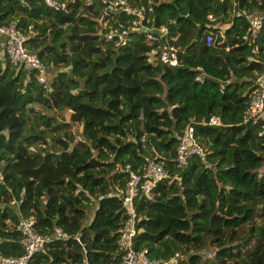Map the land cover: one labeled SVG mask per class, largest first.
<instances>
[{
    "label": "trees",
    "instance_id": "16d2710c",
    "mask_svg": "<svg viewBox=\"0 0 264 264\" xmlns=\"http://www.w3.org/2000/svg\"><path fill=\"white\" fill-rule=\"evenodd\" d=\"M57 1L63 10L0 0V26L13 22L25 50L51 70L39 84L35 71L9 62L0 39L1 255L23 256L12 224L31 219L36 234L57 228L63 237L26 264H119L122 169L140 172L154 159L167 179L133 200V250L159 264L174 253L176 264H264V122H241L254 79L264 74V0H127L147 24L166 27L176 66L148 63L151 46L139 32L119 44L98 38L99 18L127 27L124 12L103 15L101 0ZM242 10L261 15L254 42L243 39ZM216 21L226 24L220 34ZM209 116L219 125L201 124ZM186 126L204 158L178 167Z\"/></svg>",
    "mask_w": 264,
    "mask_h": 264
},
{
    "label": "built area",
    "instance_id": "2783aa9c",
    "mask_svg": "<svg viewBox=\"0 0 264 264\" xmlns=\"http://www.w3.org/2000/svg\"><path fill=\"white\" fill-rule=\"evenodd\" d=\"M20 2L24 0H18ZM44 5L53 10H63L64 5L57 0H41ZM103 3V15L110 13H120L131 16L130 20L125 22L128 24L125 27L123 24L113 25L110 22V16L100 17L97 35L103 41H112L117 44L126 41L128 31L139 32L143 35L144 40L151 47L147 50V62L150 64H161L166 66H176L175 48L169 43L167 37V29L165 26H154L147 24L148 19L145 16L144 10L139 7L130 6L127 0H101ZM248 21V28L244 40L249 39L254 42L258 30L261 25V15L254 11H240ZM208 20H214L210 15H207ZM220 34V33H219ZM1 47L4 55L9 62L23 71L30 73L35 71V79L39 84L45 85L46 68L39 62L35 53L25 50L23 41L25 36L15 28L13 22L7 25L0 26ZM205 45L213 43V32L208 31L203 36ZM251 52L257 53V47L253 46ZM195 80L201 82L202 75H197ZM256 88L245 107L242 116V123L255 124L264 122V74H259L254 79ZM201 124L219 125V121L214 116H209L208 119ZM259 135L264 136V130L259 132ZM198 156L200 160L204 158V152L195 142L192 135V127L186 126L178 142L175 150V163L178 167H184L191 156ZM125 174V183L120 191V199L124 208L125 219L122 227L119 230V235L116 240L117 249L120 253L119 264H159L156 259H150L147 256L146 250L135 251L132 248V238L135 234L136 217L133 208V200L139 194L148 195L150 189L161 179H167V172L164 169L162 160L147 159L140 172L132 170L128 165L122 169ZM12 226L21 235V245L23 247V256L3 257L0 252V264H26L27 260L34 253L42 252L44 246L54 238H62L59 229L54 228L50 235L36 234L31 225V219H19ZM178 253H174L172 257L164 261L165 264H176Z\"/></svg>",
    "mask_w": 264,
    "mask_h": 264
},
{
    "label": "rangeland",
    "instance_id": "374dc122",
    "mask_svg": "<svg viewBox=\"0 0 264 264\" xmlns=\"http://www.w3.org/2000/svg\"><path fill=\"white\" fill-rule=\"evenodd\" d=\"M255 13H257L258 14V11H256L255 10ZM214 23V26L215 27H217L218 28V33H221V30L226 26V24H222V23H220L219 21H216V22H213ZM76 56H77V59H78V61H82V60H84V59H88V60H91L92 58H90L89 56H87V55H85V56H82L81 54H76ZM97 61H99V59H96ZM47 74H46V78L47 77H49L50 76V74H51V70H49V68H47ZM47 80H48V78H47ZM71 129H72V131H73V133H74V135H75V137L76 138H79V132H80V129L78 128V127H76L75 125H73L72 127H71ZM1 166V165H0ZM264 166V165H263ZM92 209V207H89L88 209H87V216L84 218V219H86V221H87V219L90 217V215H91V212H90V210ZM207 252L208 251H206L205 253L204 252H202V253H199L201 256H203V255H205V254H207Z\"/></svg>",
    "mask_w": 264,
    "mask_h": 264
},
{
    "label": "water",
    "instance_id": "95a60500",
    "mask_svg": "<svg viewBox=\"0 0 264 264\" xmlns=\"http://www.w3.org/2000/svg\"><path fill=\"white\" fill-rule=\"evenodd\" d=\"M88 76H93V75H95V73H94V68L91 66V68H90V71L88 72V74H87Z\"/></svg>",
    "mask_w": 264,
    "mask_h": 264
}]
</instances>
